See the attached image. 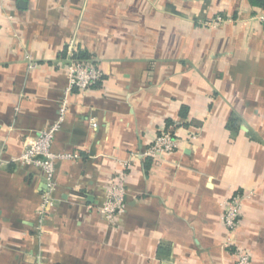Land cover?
<instances>
[{"label":"crops","instance_id":"0c3cea01","mask_svg":"<svg viewBox=\"0 0 264 264\" xmlns=\"http://www.w3.org/2000/svg\"><path fill=\"white\" fill-rule=\"evenodd\" d=\"M263 13L251 0H0V264H235L222 217L244 192L234 239L264 264ZM70 43L103 76L67 94L52 148L76 156L57 162L41 222L44 173L15 159L58 118ZM164 130L181 143L158 163L144 152ZM117 173L127 204L110 223L96 207Z\"/></svg>","mask_w":264,"mask_h":264},{"label":"built area","instance_id":"2783aa9c","mask_svg":"<svg viewBox=\"0 0 264 264\" xmlns=\"http://www.w3.org/2000/svg\"><path fill=\"white\" fill-rule=\"evenodd\" d=\"M259 20L264 25V13ZM222 17H217L221 22ZM75 46L73 43L68 45V63L66 66L69 76V87L66 96L60 103L58 118L46 129L35 137L27 139L24 149L15 161L21 165H35L40 167L45 176L46 187L42 193L41 205L38 210L41 222L47 217L50 210L55 206L54 191L56 189V164L58 161L74 158L72 153H58L52 148L56 134L61 130L66 119L68 110L67 94L74 89L85 91L96 85L102 80L103 73L100 68L91 60H80L76 58ZM32 67L35 66L31 65ZM181 140L172 131L164 130L158 133L150 143L144 156L153 159L155 162L162 163L171 153L180 147ZM254 196V192L236 193L225 203V212L222 217L226 229L224 246L233 250L235 264H253L251 253L236 244L234 234L241 223L243 202L247 198ZM127 204V186L125 175L117 173L110 179L108 189L103 203L96 207L98 213L108 222L112 223L116 217L123 213ZM94 209L93 206H89ZM38 264H48L42 257H38Z\"/></svg>","mask_w":264,"mask_h":264},{"label":"trees","instance_id":"16d2710c","mask_svg":"<svg viewBox=\"0 0 264 264\" xmlns=\"http://www.w3.org/2000/svg\"><path fill=\"white\" fill-rule=\"evenodd\" d=\"M252 4L256 5V6H260L264 9V0H251ZM66 52H67V47H66ZM76 58L80 59V60H90V55L86 52V51H81L80 53L77 52L75 54Z\"/></svg>","mask_w":264,"mask_h":264}]
</instances>
